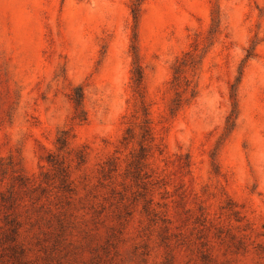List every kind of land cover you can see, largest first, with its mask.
<instances>
[{
    "label": "rangeland",
    "instance_id": "rangeland-1",
    "mask_svg": "<svg viewBox=\"0 0 264 264\" xmlns=\"http://www.w3.org/2000/svg\"><path fill=\"white\" fill-rule=\"evenodd\" d=\"M12 185L0 264H264V0H0V194Z\"/></svg>",
    "mask_w": 264,
    "mask_h": 264
},
{
    "label": "trees",
    "instance_id": "trees-1",
    "mask_svg": "<svg viewBox=\"0 0 264 264\" xmlns=\"http://www.w3.org/2000/svg\"><path fill=\"white\" fill-rule=\"evenodd\" d=\"M132 15H133V22H134L133 38L135 40V36H136L135 30H136L137 23H138V11L136 9H132ZM131 51H132V54H133V57L135 60V62H134V64L136 65L135 74L137 75L136 79L134 80V83H135L136 88H139V86L141 84V79H142V72H141V68L138 65V55H137L135 43L131 46ZM187 55L188 54H185V56H187ZM250 56H251V53L248 52L246 59ZM185 66H186V64H185L184 60L182 62L177 61V66H176L175 72H174L176 75L175 81L178 80L177 75L179 73H181V70ZM237 83H238V79H237ZM230 99H231V112H230V114L227 118V121H226L227 129H232V127L234 125V121H235L237 113H238V110H237L238 106H237V100H236V89H235L234 85L231 88ZM81 101H82V95L80 93V90H79V92L77 90V93H76L75 97L73 98V102L75 104V109L79 110V115L82 117ZM143 124L145 126V127L143 126L144 127V129H143L144 135L147 136L148 131H149L148 127H147L148 120L145 119L143 121ZM132 136H133L132 130L128 129L126 132V137H124L123 139H124V141H127L130 138H132ZM56 143H57V149L58 150H63L64 148H66V146H67V132H61L60 136H58V138L56 140ZM140 151H141V154L136 156L137 160H135V161H137V162H140V160H143L146 156L145 155V148L141 147ZM53 157L55 158V160H52ZM47 158H48L47 162L50 163V165L53 167L54 171H56V173L58 175L62 176V174H65V173L68 174L66 172V167L63 166V162L60 161V159L56 155L49 154ZM27 181L28 180L26 178H24V176L17 175L13 178L12 184L16 183V186H18L19 188H27V184H28ZM13 187H14V185L10 186V188L7 190V192H8L7 197L5 196V193L0 194V207L3 206L7 209L15 208V205H16L15 195H16L17 191L13 190ZM5 204H8V205L5 206ZM5 219L7 220V216ZM5 226L6 227L8 226L5 234L7 233L6 237L9 240L8 242H10V244H11L10 249L16 253L15 257H17L18 255L23 253V251L18 250L19 248H18L17 243H16V238L18 236V229H19L20 224L16 221V219L14 217H11V220H7L5 222Z\"/></svg>",
    "mask_w": 264,
    "mask_h": 264
}]
</instances>
